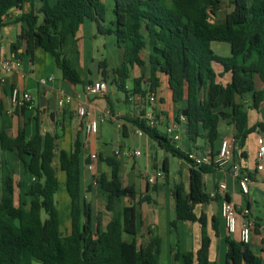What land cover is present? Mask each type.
I'll list each match as a JSON object with an SVG mask.
<instances>
[{"label": "trees", "instance_id": "trees-1", "mask_svg": "<svg viewBox=\"0 0 264 264\" xmlns=\"http://www.w3.org/2000/svg\"><path fill=\"white\" fill-rule=\"evenodd\" d=\"M224 0H113L115 17L114 34L117 46L123 50V62L114 70L111 84L127 97L130 69L149 67L148 78L134 79L132 92H156L161 85V75L167 78L174 103L186 102L179 111L186 118L190 143L195 145L204 138L210 146L218 140L220 124L234 126V139L239 148L236 159L242 153L251 134L263 131L264 122L251 125L249 110L259 111L264 103V0H232V9L223 19H217ZM40 3L38 10L32 7L23 12V6ZM18 8L20 15L12 18L9 11ZM103 0H0V28L8 24L20 27L19 39L12 45L14 52L22 43L33 56L42 48L54 57L62 78L73 85L83 84L80 73L64 54L67 38L75 34L87 20L105 21ZM227 43L230 55L217 54L212 43ZM101 68L105 69L103 62ZM219 67L221 71H217ZM107 79L108 73L103 71ZM229 75L224 83L222 78ZM147 89L143 88V84ZM31 103L17 109H27ZM41 108L38 103L37 109ZM0 101V116L4 112ZM142 112L128 120L163 150L180 160L190 162L172 139L157 127H150ZM125 129V125L123 126ZM60 135L42 133L37 118V132L27 140L21 129L15 137L6 131L0 133V145L5 151H14L34 181L25 191L24 182L16 179L15 172L6 161L2 162L0 196V264H163L161 239L153 235L146 246H139L135 223V209L144 203L153 204L150 195L138 197L133 186H124L120 174V162L111 157L103 161L111 168V178L97 180L107 194V210L113 209L114 199L130 198L136 204L123 208L120 216L113 217L105 229H101L98 217L82 192L81 133L74 139L69 151L58 150ZM57 160V162H56ZM214 165L191 166L190 192L182 182L175 184V219L179 222L199 223L201 247L198 251L182 250L177 243L172 250L181 264H219L211 261V237L208 218L197 215L195 208L211 199L204 175L214 171ZM166 176L169 167L162 169ZM65 174V187L70 202L69 229L60 230V213L57 193L60 187L58 172ZM155 190V189H154ZM19 191V192H17ZM230 200L229 197H226ZM213 229L219 236V220L212 218ZM130 237H132L130 239ZM225 264H264L250 244L239 238L226 237Z\"/></svg>", "mask_w": 264, "mask_h": 264}, {"label": "crops", "instance_id": "crops-1", "mask_svg": "<svg viewBox=\"0 0 264 264\" xmlns=\"http://www.w3.org/2000/svg\"><path fill=\"white\" fill-rule=\"evenodd\" d=\"M59 0H50L51 4H56ZM105 0H103L104 2ZM230 5L232 0H224ZM223 1V3H224ZM223 5V4H222ZM32 7L38 10L40 3L36 2L34 6L26 3L23 6V12H30ZM232 9V6H231ZM231 11V10H230ZM12 18L20 15L18 8H12L9 11ZM228 13V12H227ZM226 13V14H227ZM225 14V16H226ZM224 16V17H225ZM220 12L217 19H223ZM113 26V23H112ZM109 29L105 26V21L87 20L75 34H70L67 38L64 51H69L70 62L72 66L80 73L83 84L73 85L62 78L60 70L56 67L54 57L38 48L33 56L27 53L26 45L22 43L17 52H14L12 45L17 42L20 35V27L16 24H8L0 28V78L4 77L5 82H0V101L4 105V112L0 116V133L6 131L10 137H15L23 129L26 131L27 140L32 139L37 132V118L41 123L42 133L57 132L60 135L58 139V150H70L74 139L78 133H81L83 140L82 153V192L84 198L91 203L94 215L98 217L101 229H105L109 221L116 216H120L125 206L136 204L127 197L115 198L113 209L107 210V194L102 190L97 182L102 176L111 178V168L103 161V158L111 157L117 159L121 164V177L124 186H133L138 191V197L150 195L155 203H144L137 205L135 209V223L137 229V241L139 246H146L153 235H158L161 239V262L166 264H181L174 258L172 250L176 248L177 243L182 250L198 251L201 247V226L199 223L179 222L177 228L171 225L175 219L176 200L174 197V186L180 182L183 183L186 193L190 192V169L189 162L179 159V170L175 174L171 171L170 153L163 150L156 142L152 141L149 136L140 133L139 129L133 126L128 120L137 118L142 112L150 108L148 98L151 93L157 94V104L155 112L157 118L161 121L159 127H165L176 121L179 111L186 106L183 101L180 104L174 103L169 89L167 78L161 75V85L156 92L148 93L143 98L141 93L132 92L134 88V79L139 77L148 78L149 67L135 66L130 69V78L127 83V89L130 91L128 96L125 94L120 97L115 92V86L111 84L112 72L101 68L103 62L96 61L93 57L90 40H94L100 35L106 34ZM114 29V26L111 30ZM224 56V55H222ZM229 56V55H228ZM4 60L20 61L19 67H14L11 71H5L2 68ZM108 68V65H107ZM217 71H221L216 67ZM103 71L108 73L107 79L103 76ZM229 75L222 78L226 83ZM45 80V82H42ZM99 80L107 81L111 85L109 93L105 96L88 95L85 87L88 83ZM264 84H260L263 87ZM18 87L21 90L28 91L32 96L31 106L27 109H17L15 111L11 101L12 88ZM143 88L147 89L144 83ZM60 91H65L74 99L67 108H60L57 104V97ZM44 98V105H41V99ZM114 101L117 104L125 103V108L115 109ZM40 103L41 108L37 106ZM79 104H84L88 111V116L84 119L77 114ZM106 111H111L116 117L124 123L125 129L118 128L114 120H107L99 123L96 133L88 134L85 123L87 120H95ZM250 124L264 122V103L257 112L249 110ZM106 123L114 124L118 130L119 138L114 145L102 141L97 142L99 137L107 134ZM181 126V138L176 145L185 153L196 150H211L217 152L220 147V141L224 138H232L234 135V126L228 122L220 124V134L213 146L207 144L204 138H199L195 145L190 143L185 123H179ZM123 125V126H124ZM249 142V143H248ZM264 143V130L251 134L248 138L245 148L239 158L235 161L239 163L241 170L247 172L251 179L252 185L250 194L245 195L238 184V181L231 174V166L224 168H215L213 172L204 175V181L207 192L211 194L217 190L221 182H226V197L237 205L238 212L242 208L249 210L246 217L254 221L255 229L251 233V248L256 254L264 258V218L255 214L254 204L257 202L255 195L264 197V171L256 170V152L261 143ZM247 148L251 151L248 153ZM140 150L141 156L133 159L126 156L128 150ZM144 157V170H141L138 161ZM6 161L9 167L15 172L16 179L24 182L25 191L34 179L27 172L24 164L14 151H5L0 145V196L2 180V162ZM57 162V160H56ZM169 167V174L162 170L165 165ZM162 171L163 177L158 178L154 184H150L148 178L157 172ZM65 183V176H64ZM155 189V190H154ZM19 192V191H17ZM69 198V197H68ZM58 199V198H57ZM222 196L211 198L208 203L199 204L195 208L197 215L204 214L208 218V232L211 237L210 259L218 261L219 264H225L226 255V237L230 235L225 227L221 217ZM70 212V207H69ZM216 216L219 220V236H216L213 229L212 218ZM238 230L232 237L240 238L242 217L238 214ZM132 237H130L131 239ZM224 258V261H223ZM264 261V259H263Z\"/></svg>", "mask_w": 264, "mask_h": 264}, {"label": "built area", "instance_id": "built-area-1", "mask_svg": "<svg viewBox=\"0 0 264 264\" xmlns=\"http://www.w3.org/2000/svg\"><path fill=\"white\" fill-rule=\"evenodd\" d=\"M21 62L4 60L2 63V68L5 71H11L14 67H19ZM0 82H5V78H0ZM45 82V80H42ZM109 83L104 80H99L96 82L88 83L85 87V91L88 95L95 96H105L109 93ZM73 97L70 94H67L65 91H60L57 97V104L60 108H67L73 101ZM11 101L12 105L15 108L23 107L28 103H32V96L28 91L21 90L18 87L12 88L11 91ZM150 108H148L145 113L142 115V118L145 119L150 127H158L161 124L159 118H157L155 112V105L157 104L158 98L156 93H151L148 98ZM154 106V107H153ZM77 114L80 118L84 119L88 116L87 108L84 104H79L77 107ZM114 120L118 128H122L124 123L120 118L112 114L111 111H106L101 114L95 120H87L85 123L86 132L88 134L96 133L98 131L99 123H104L107 120ZM180 121L170 123L165 127L168 136L172 139L174 143H178L181 138V126L179 123H186V118L181 115ZM140 133H143L139 129ZM261 143V142H260ZM239 153V148L235 143L234 137L224 138L220 141L219 150L215 153L211 150H196L193 152H188L190 159V164L192 166L200 165H214L216 168H224L227 165H230L232 176L238 181V184L241 188V191L248 195L250 194L252 179L247 172H243L239 163L235 161V157ZM126 156L136 159L141 156L140 150H128ZM256 170L263 172L264 171V143H261L256 152ZM163 177V172L159 171L156 174L150 176L148 181L150 184H154L158 178ZM226 182H221L217 190L213 191L210 196L211 198H216L222 196L224 199L221 203V217L223 218L225 227L230 236H234L238 230V214L242 217V225L240 230V240L244 243L251 244V233L255 229V223L252 220L247 219L249 215V210L242 208L238 212L237 205L235 202L226 199Z\"/></svg>", "mask_w": 264, "mask_h": 264}, {"label": "rangeland", "instance_id": "rangeland-1", "mask_svg": "<svg viewBox=\"0 0 264 264\" xmlns=\"http://www.w3.org/2000/svg\"><path fill=\"white\" fill-rule=\"evenodd\" d=\"M105 8H106V15H105V26L107 28L112 29L114 26L115 22V17L113 13V8H114V2L113 0H105ZM231 10V3L228 5L226 1H224L221 11H220V16L224 17L227 12ZM113 23V26H112ZM90 46L92 49L93 57L96 59V61L100 62H105L106 64V71L112 72L113 70L117 69L123 62V56L124 52L122 49H120L117 46L116 42V37L115 35H100L94 40H90ZM212 48L213 50L219 54V55H224L228 56L230 55V46L227 43H220V42H214L212 43ZM69 51L66 53L64 51L65 56L71 60L69 57ZM108 65V68H107ZM113 75V74H112ZM260 86V84H259ZM109 89H111V85L109 84ZM115 92L117 95L120 97L124 96V93L121 91H118L115 87ZM115 109L116 111L119 110V108H125L126 104L125 103H120L117 104V102L114 101ZM105 126L107 127V134L104 135L103 137H99L97 139V142L100 143L102 141H105L109 143V145H114L115 142L118 141L119 138H122L121 135H119L117 127L111 123H106ZM159 130L167 134L168 133L164 130L163 127H159ZM249 143V142H248ZM248 153L251 155V151L247 148ZM171 159V171L173 174L176 173V171L179 170V159L177 157H174L173 155H170ZM138 164L141 168V170H144V157L138 161ZM64 176L65 174L61 171L58 172V178L60 182V187L57 193V200H58V209L60 213V230L62 233H66L69 229V207H70V202L68 198V193L66 191L65 183H64ZM34 179L31 181L33 182ZM26 188V187H25ZM23 198H26L24 195V189L22 190ZM256 198V203L254 204V209H255V214L258 215L261 218H264V197L260 195H255ZM264 259V258H263ZM224 261V258H223ZM33 264H42L41 261L35 260ZM163 264H166V261L163 262Z\"/></svg>", "mask_w": 264, "mask_h": 264}, {"label": "water", "instance_id": "water-1", "mask_svg": "<svg viewBox=\"0 0 264 264\" xmlns=\"http://www.w3.org/2000/svg\"><path fill=\"white\" fill-rule=\"evenodd\" d=\"M41 105H44V98L41 99Z\"/></svg>", "mask_w": 264, "mask_h": 264}]
</instances>
